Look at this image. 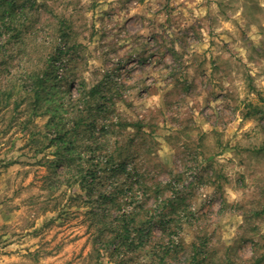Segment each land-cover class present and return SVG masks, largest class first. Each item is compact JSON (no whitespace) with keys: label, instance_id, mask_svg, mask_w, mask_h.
Listing matches in <instances>:
<instances>
[{"label":"rangeland","instance_id":"rangeland-1","mask_svg":"<svg viewBox=\"0 0 264 264\" xmlns=\"http://www.w3.org/2000/svg\"><path fill=\"white\" fill-rule=\"evenodd\" d=\"M26 1L0 32V264H264L260 0H89L59 24Z\"/></svg>","mask_w":264,"mask_h":264},{"label":"clouds","instance_id":"clouds-1","mask_svg":"<svg viewBox=\"0 0 264 264\" xmlns=\"http://www.w3.org/2000/svg\"><path fill=\"white\" fill-rule=\"evenodd\" d=\"M89 0H37V4H44V7H41L39 9V12L41 14V19L44 20L46 18H50L56 21L57 24H59L61 21L65 20H74L76 18V13L79 11L77 5L79 4L80 6H83L84 4L88 3ZM205 0H196V4H202L204 3ZM254 2V0H239V2L236 4V8L239 9L235 12V15L232 16V20H240L241 14L245 12V7L247 6L248 3ZM241 5H244L245 7H241ZM260 8L264 9V0H260ZM212 9L216 10V2L213 0L212 2ZM207 12L201 11L197 12L198 17H202L206 15ZM90 16V14H89ZM163 19V18H162ZM223 24L224 29H229L232 30L231 28V22L229 23H224L221 21ZM43 29L42 34L48 33L51 28L55 27L54 25H49V24H42L41 25ZM257 31V27L255 23L252 24V32L255 33ZM255 38V37H254ZM53 41H56L59 44V41L57 37L53 34L51 37ZM38 43H43V41H38ZM47 46V45H45ZM63 45L60 46V51H63ZM246 62V61H245ZM30 65H22L21 68H14L13 75L17 76L21 74L23 71H26L30 68ZM100 67V61L97 58H90L87 61V65L82 67L80 69V79L87 81L92 79V71L96 68ZM255 74V73H253ZM235 75V73H233ZM80 80H76V82L71 86L69 89L72 92V95L74 97L79 96L80 94V88H79ZM225 87H230L227 83L225 84ZM223 101H217L216 103H222ZM163 100L161 95H153L151 97V101L148 103L147 107L152 108L153 106L157 109H159L162 106ZM215 107V105H213ZM208 125H205V128H207ZM49 159H55V157H49ZM230 197V202L231 201H238L239 199L242 198L243 193L241 192H232L229 191L228 193ZM242 222V221H241ZM234 231V230H233ZM35 243V242H33ZM15 247V245L13 246ZM251 255V253H250ZM105 264L107 262L105 261Z\"/></svg>","mask_w":264,"mask_h":264},{"label":"trees","instance_id":"trees-1","mask_svg":"<svg viewBox=\"0 0 264 264\" xmlns=\"http://www.w3.org/2000/svg\"><path fill=\"white\" fill-rule=\"evenodd\" d=\"M27 4L28 3L26 0H0V32L1 33L2 30L7 31L8 29H10V25H12L13 23V18L11 20L8 19L14 16V14L15 16H17V14L20 12L21 14H23L25 12ZM6 33H8V31ZM18 36L19 33L17 35H13L12 38H18ZM122 226L123 227L121 233L113 237V239L117 240L120 237H123L121 243L125 244L126 246H130L131 244H133V241L130 240L131 228L129 225L125 226V224H123Z\"/></svg>","mask_w":264,"mask_h":264}]
</instances>
